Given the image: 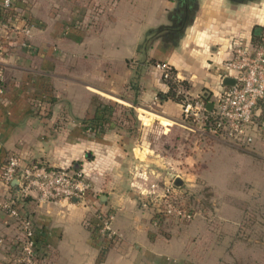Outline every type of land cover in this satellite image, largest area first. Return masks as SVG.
<instances>
[{
    "label": "crops",
    "instance_id": "1",
    "mask_svg": "<svg viewBox=\"0 0 264 264\" xmlns=\"http://www.w3.org/2000/svg\"><path fill=\"white\" fill-rule=\"evenodd\" d=\"M170 3L117 0L112 15L91 30L84 0H14L6 14L10 23L31 27L33 49L10 50L1 62L0 195L5 192L1 169L10 155L25 163L81 170L91 185L83 202L40 203L29 197L24 209L35 229L37 264H198L208 255L197 250L203 249L202 235L214 226L224 231L232 222L236 229L240 226L224 212L235 208L227 199H222V209L217 199L210 198L212 208L197 207L194 219L171 220L157 227L151 210L141 202L151 184L160 194L178 174L181 186L189 190L195 177L184 169L203 166L217 142L204 146L194 142L182 155L174 151L168 158L150 145L148 131L164 135L182 128L183 135L195 138L182 125L180 104L166 97L167 87L154 64L168 63L191 95L205 89L207 99L214 101L227 87L221 76L231 51L223 33L249 26L222 9V0H194L187 11L177 0L173 7ZM45 7L49 15L51 9L69 7L70 17L46 20L38 12ZM73 7H78L75 14ZM258 21L264 22V15ZM253 29L250 25L246 42H254ZM41 31L47 32L46 39ZM50 38L58 42L57 51ZM110 106L133 111L126 116L138 128L116 124L121 115L109 112ZM95 122L104 124V129L95 132L88 126ZM154 124L160 129L150 128ZM258 142L256 137L249 146ZM229 152L249 160L259 150L233 149L222 142V156ZM225 168L224 160V175ZM198 176L203 178L196 180L199 183H209L203 172ZM192 197L200 203L201 197ZM97 208L114 214L112 227L117 234L112 239L92 226ZM15 230L11 218L0 211V264H12L8 246Z\"/></svg>",
    "mask_w": 264,
    "mask_h": 264
},
{
    "label": "built area",
    "instance_id": "2",
    "mask_svg": "<svg viewBox=\"0 0 264 264\" xmlns=\"http://www.w3.org/2000/svg\"><path fill=\"white\" fill-rule=\"evenodd\" d=\"M14 0H0V94L2 89L1 62L7 55V45L11 39L29 37L27 25L16 26L7 20L6 14L12 10ZM24 46V43L21 42ZM26 45V42H25ZM230 56L224 61V76L232 77L233 85L221 90L209 111L208 101L201 95H191L183 85V80L172 71L166 62H157L160 78L169 89L175 83V94L180 98L182 125L187 133L203 142L211 140L229 141L237 145H252L256 137L263 144L264 115L259 120V104L264 103V27L255 42L234 41L230 45ZM195 141V143H197ZM178 176V175H177ZM176 177V176H175ZM174 176L165 184L160 194L155 192L156 184L143 193L142 205L151 210L153 225L159 226L170 219L187 222L199 214V209L191 203L192 194L186 189L173 185ZM17 179L19 198L14 196L12 180ZM1 181L5 192L0 195V211L13 221L15 237L8 246L12 264H37L35 229L32 219L22 209V199L32 197L38 202L68 199L83 202L90 193V183L81 170L68 167L51 168L37 161L23 162L10 155L1 169ZM114 214L102 208L95 209L92 226L95 232L112 239L116 231L112 227ZM3 238L0 237V244ZM11 244V243H10Z\"/></svg>",
    "mask_w": 264,
    "mask_h": 264
},
{
    "label": "rangeland",
    "instance_id": "3",
    "mask_svg": "<svg viewBox=\"0 0 264 264\" xmlns=\"http://www.w3.org/2000/svg\"><path fill=\"white\" fill-rule=\"evenodd\" d=\"M138 1V0H131ZM205 1V0H196ZM85 9L84 16L86 21H88V29L96 28L100 23L104 22L109 14L112 15V7L117 2V0H84ZM169 5H174L175 0H170ZM73 14H75L76 9L73 7ZM80 9V8H79ZM222 9H224L232 17H238L241 21L249 22V26L252 25V28L256 26L264 27V22H259V17L264 15V0H248V1H239V0H222ZM54 12L52 14H47V7L39 9V15L47 18L46 20H55V19H64L67 20L69 16V7L65 9L55 8L51 9ZM80 11V10H79ZM79 13V12H77ZM54 14V15H53ZM72 14V17H73ZM62 17V18H60ZM91 21V22H89ZM27 25V24H26ZM84 25V24H83ZM245 25V24H244ZM29 27V37L24 40L21 39V42L24 43V46L17 42V39H11L12 43L7 45V51H29L26 49H33V41L31 36V27ZM53 22L47 24L46 27H52ZM249 26L240 27L235 31H226L223 35L226 36L229 44L231 45L234 41H245V36L248 34ZM44 38L47 37V32L41 31V34H44ZM49 39V37H48ZM52 41V47L58 50V42L50 38ZM26 42V45H25ZM44 48L49 45L44 44ZM39 46H35L37 48ZM42 49L43 45L41 46ZM45 48V50H46ZM2 70V79H3V68ZM187 89V85L185 86ZM188 90V89H187ZM206 94L207 97L208 91L202 89L199 93ZM115 109H112V106L109 108V112L116 111V114H120V118L115 122L122 128L127 129H136L138 125L134 123L132 118L129 116L132 115L133 111L129 108H123L115 106ZM108 110V109H107ZM124 115H129L124 117ZM91 129H94L95 132H100L104 129V124H89ZM152 129H160V126L154 124L151 125ZM178 130L172 131L171 134H154V132L148 131L147 140L155 147L159 154L163 156L171 157L176 151L177 155H182L185 150L190 146L192 147L197 138H191L187 135H183L182 128H177ZM160 133V132H159ZM177 133V134H176ZM189 140L192 143H189ZM198 144V141H196ZM222 142L227 146L232 147L233 149H243L245 151H255L256 149L259 152L254 155L253 158L249 160H244L235 152H229L224 157L222 156ZM188 146H186L187 144ZM190 144V145H189ZM213 147L211 152L205 156L203 160V166L199 168H189L184 169L185 173L188 171L193 172L195 184L188 186L192 195L196 198H200V203H195L194 207H203L205 210L212 208L210 204V198L217 199V205L222 209V199H227L225 201L229 205H234L233 210H226L224 212L230 214L229 217L232 220H237L240 222L238 229L235 228L232 222L231 226L226 227V231L221 230L219 226H214L206 234L202 235L204 242L203 249H197L203 252H206L208 255L204 256L201 261H198V264H264V153H263V144L261 142L256 143L253 146L247 145H237L229 141L221 140L213 142ZM216 147H220L216 149ZM216 149V150H215ZM223 159V160H222ZM225 160L226 168L225 175L222 174V162ZM200 172H203L204 175L209 179V183H199L198 178ZM176 173V172H175ZM179 175V174H178ZM203 177V176H202ZM91 188V186H90ZM183 188V187H182ZM221 206V207H220ZM208 217V216H207ZM210 218V217H209ZM177 221L176 219H170L168 221ZM212 220V218H210ZM212 224L218 225L217 222ZM224 229V227H222ZM198 252V251H197ZM210 253V254H209Z\"/></svg>",
    "mask_w": 264,
    "mask_h": 264
},
{
    "label": "trees",
    "instance_id": "4",
    "mask_svg": "<svg viewBox=\"0 0 264 264\" xmlns=\"http://www.w3.org/2000/svg\"><path fill=\"white\" fill-rule=\"evenodd\" d=\"M263 29V27L262 26H256L254 29H253V33H252V38H253V40H254V42L256 43L257 41H258V39H259V35H260V31ZM172 71H173V69H172ZM183 83V85L184 86H186V83L183 81L182 82ZM174 88H175V83H170L169 84V89L167 90V92L165 93V95H166V97L167 98H170V99H172V100H174V101H176V102H180V98L178 97V96H176V94H175V90H174ZM259 108H260V115H259V120H261L262 119V117H263V115H264V103L262 102V103H260L259 104ZM96 123V122H95ZM191 198V203L194 205L195 203H197L198 204V202L191 196L190 197ZM29 200V197H26V198H23L22 199V209H24V206H25V204L27 203V201ZM24 211V213L26 214V215H28L27 213H26V211H25V209L23 210Z\"/></svg>",
    "mask_w": 264,
    "mask_h": 264
},
{
    "label": "water",
    "instance_id": "5",
    "mask_svg": "<svg viewBox=\"0 0 264 264\" xmlns=\"http://www.w3.org/2000/svg\"><path fill=\"white\" fill-rule=\"evenodd\" d=\"M223 83L227 86H230V85H233L235 83L234 79L232 77H229V76H226L223 78ZM201 96H203L204 98H207V95L206 94H201ZM212 106H213V103L211 101H208L207 104H206V107L207 109L210 111L212 109ZM18 181L17 179H13L11 184H12V187H13V191H14V196L16 198H19V191H18V185H17ZM182 184V181L180 179L179 176H176L174 178V181H173V185L175 187H180ZM102 197H104V195H102Z\"/></svg>",
    "mask_w": 264,
    "mask_h": 264
},
{
    "label": "flooded vegetation",
    "instance_id": "6",
    "mask_svg": "<svg viewBox=\"0 0 264 264\" xmlns=\"http://www.w3.org/2000/svg\"><path fill=\"white\" fill-rule=\"evenodd\" d=\"M180 5L185 6V11L189 10L191 5L194 3V0H177ZM239 1H248V0H239Z\"/></svg>",
    "mask_w": 264,
    "mask_h": 264
}]
</instances>
